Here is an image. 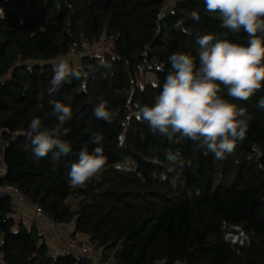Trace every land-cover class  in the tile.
Here are the masks:
<instances>
[{
	"label": "trees",
	"instance_id": "trees-1",
	"mask_svg": "<svg viewBox=\"0 0 264 264\" xmlns=\"http://www.w3.org/2000/svg\"><path fill=\"white\" fill-rule=\"evenodd\" d=\"M204 7L203 0H0V186L25 196L30 219L17 221L14 197L0 192V264H94L91 257L53 253L29 206L56 225H71L100 261L264 264V155L256 159L264 153V110L256 107L264 88L248 101L222 91L251 116L245 140L223 160L195 149L191 140L177 143L153 133L136 116L137 105L151 106L162 90L168 57L197 54V34L227 33L232 42L246 43L243 31L221 28L218 15ZM192 11L199 12V22L190 19ZM179 19L190 35L174 28ZM98 44L104 51L89 54ZM61 55L88 74L49 96L52 61ZM99 56L112 67L90 71ZM50 100L73 111L63 137L72 152L58 161L51 153L36 159L27 147L34 117L47 127L55 124ZM101 101L118 112L111 124L93 115ZM95 132L104 136L106 164L73 188L68 170L82 147L96 146L89 143ZM169 151L181 154L183 167L166 159Z\"/></svg>",
	"mask_w": 264,
	"mask_h": 264
},
{
	"label": "clouds",
	"instance_id": "clouds-1",
	"mask_svg": "<svg viewBox=\"0 0 264 264\" xmlns=\"http://www.w3.org/2000/svg\"><path fill=\"white\" fill-rule=\"evenodd\" d=\"M203 3L205 12L218 15L221 28L233 34L243 31L246 43L232 42L226 38L227 33L197 34V54L175 51L168 57L170 70L162 90L151 106L137 105L136 116L153 133L165 136L169 141L175 138L177 143L191 140L195 149H203L205 155L211 153L214 159L223 160L235 151L238 142L245 140L251 116L246 108L226 99L222 91L226 89L227 96L233 100L248 101L264 88V0H203ZM4 18L0 8V19ZM190 19L199 22V12L192 11ZM173 26L191 34L184 27L183 19L177 20ZM83 47L86 49L87 43ZM97 60L95 66L89 65L90 71L112 67L103 56ZM51 70L53 75L47 88L49 96L64 84L81 80L88 74L68 55L52 61ZM158 70L163 71V68ZM153 86L160 87L159 82H154ZM49 104L55 124L47 127L39 117H34L26 133L27 147L36 159L51 153L52 160L58 161L72 152L70 143L63 137L70 131L66 124L73 119V111L69 104L58 100H50ZM36 107L40 109L43 105L37 104ZM256 107L264 110V97L258 100ZM93 115L111 124L118 112L109 110L107 103L101 101L95 106ZM124 141L125 137L120 136L119 146H123ZM89 143L96 146L91 151L87 146L82 147L78 160L72 162L68 170V183L73 188L87 184L106 164L103 134L93 133ZM261 155L264 153L257 152L256 159ZM166 159L180 167L185 164L179 152H167Z\"/></svg>",
	"mask_w": 264,
	"mask_h": 264
},
{
	"label": "built area",
	"instance_id": "built-area-1",
	"mask_svg": "<svg viewBox=\"0 0 264 264\" xmlns=\"http://www.w3.org/2000/svg\"><path fill=\"white\" fill-rule=\"evenodd\" d=\"M90 52V51H89ZM71 55H74L77 53V47H73L70 51ZM4 167L0 166V174L3 173ZM0 192H6L10 195H12L15 199L16 202V206H15V210H16V218L18 219L17 221H23V222H27L29 221V217L27 216V207H28V202L25 198V196H23L15 187L12 186H7V187H1L0 186ZM33 213L34 216L36 217V219L40 220V222L42 221L45 222L46 220L48 221V223L50 224L51 228H54L56 230V232H60L62 233L60 226L56 225L49 217H47L45 215V213L40 209V208H34L33 209ZM46 219V220H45ZM44 224V223H43ZM41 225L39 224L38 226V233L40 236L44 237V234L41 230ZM74 241L69 242L68 244L65 245V249L61 250V252L67 253L69 255H73L75 257H81V256H87V257H91V259L94 261V264H113L111 262H106V261H100V259L98 257H96V259H94L93 256V251L94 249L90 246V245H85L84 247H81V249L79 246L76 245V243ZM2 261V259L0 258V262Z\"/></svg>",
	"mask_w": 264,
	"mask_h": 264
},
{
	"label": "rangeland",
	"instance_id": "rangeland-1",
	"mask_svg": "<svg viewBox=\"0 0 264 264\" xmlns=\"http://www.w3.org/2000/svg\"><path fill=\"white\" fill-rule=\"evenodd\" d=\"M103 49H104L103 45L98 44L90 50L89 54H93V55H95L97 53L101 54L104 51ZM148 77H151V75L148 74ZM125 164L123 163L120 166H124ZM70 202H72V204H71L72 206H75L77 203V199L76 200L72 199V201H70ZM34 208L35 207H33V206H29V209L32 212H33ZM43 223H42V221L39 222V224L41 225V228H42L41 230L44 234V237L46 238L48 244L50 245L53 253L65 249V245L68 244L69 242H71L72 239L76 243V245L80 247L78 249H81V247H84L85 245H89L88 239L86 237H84V236L83 237L82 236L74 237L73 236V227L71 225H69V226L68 225H65V226L61 225L60 229H61L62 233H60L58 231L56 232V230L54 228H51L50 224L48 223L47 220ZM92 254H93L92 257L94 259H96L98 253L94 250Z\"/></svg>",
	"mask_w": 264,
	"mask_h": 264
}]
</instances>
